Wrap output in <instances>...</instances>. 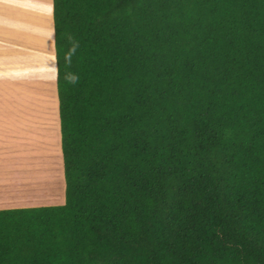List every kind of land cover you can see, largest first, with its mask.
Returning a JSON list of instances; mask_svg holds the SVG:
<instances>
[{
	"label": "trees",
	"instance_id": "obj_1",
	"mask_svg": "<svg viewBox=\"0 0 264 264\" xmlns=\"http://www.w3.org/2000/svg\"><path fill=\"white\" fill-rule=\"evenodd\" d=\"M53 4L65 202L0 264H264V0Z\"/></svg>",
	"mask_w": 264,
	"mask_h": 264
},
{
	"label": "rangeland",
	"instance_id": "obj_2",
	"mask_svg": "<svg viewBox=\"0 0 264 264\" xmlns=\"http://www.w3.org/2000/svg\"><path fill=\"white\" fill-rule=\"evenodd\" d=\"M37 1L39 7L47 12L50 26L45 30L52 43L53 0ZM41 65L44 67L45 61H41ZM48 69L53 71L52 67ZM49 87L31 82L29 86L13 90L0 85V110L7 113H14L15 110L19 115L24 113L28 115V122L37 123L24 128V139L21 133L17 136L13 133L16 140L0 143V210L65 202L59 99L57 95L51 100ZM18 123L24 125V122H8L9 125ZM7 136L10 138L9 134Z\"/></svg>",
	"mask_w": 264,
	"mask_h": 264
},
{
	"label": "crops",
	"instance_id": "obj_3",
	"mask_svg": "<svg viewBox=\"0 0 264 264\" xmlns=\"http://www.w3.org/2000/svg\"><path fill=\"white\" fill-rule=\"evenodd\" d=\"M52 20L54 23V4ZM49 26L47 12L39 7L37 0H0V85L14 90L29 86L31 82L42 83L50 85L51 100L58 95L54 24L52 43L45 30ZM41 61H45L44 67H41ZM50 67L53 69L51 72ZM22 114H17L15 110L14 113L0 110V143H10L16 140L13 133L17 136L28 126L37 125L36 122H28V115ZM8 122H24V125H9ZM25 136L22 134L21 138Z\"/></svg>",
	"mask_w": 264,
	"mask_h": 264
}]
</instances>
